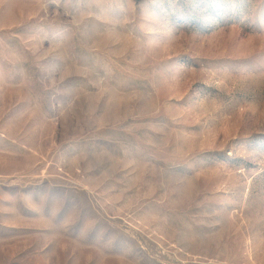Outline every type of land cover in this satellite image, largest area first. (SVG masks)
<instances>
[{
	"label": "rangeland",
	"instance_id": "1",
	"mask_svg": "<svg viewBox=\"0 0 264 264\" xmlns=\"http://www.w3.org/2000/svg\"><path fill=\"white\" fill-rule=\"evenodd\" d=\"M0 264H264V0H0Z\"/></svg>",
	"mask_w": 264,
	"mask_h": 264
}]
</instances>
